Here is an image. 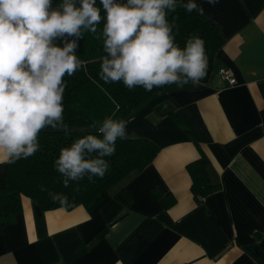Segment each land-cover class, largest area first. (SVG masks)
I'll list each match as a JSON object with an SVG mask.
<instances>
[{
	"label": "crops",
	"instance_id": "1",
	"mask_svg": "<svg viewBox=\"0 0 264 264\" xmlns=\"http://www.w3.org/2000/svg\"><path fill=\"white\" fill-rule=\"evenodd\" d=\"M195 3L224 39L210 82L113 117L128 121V136L158 146L154 159L91 210H46L22 195L0 234V264H264V0ZM221 67L233 71V85L219 78ZM163 103L174 115L157 110ZM200 150L219 185L205 196L186 167ZM160 194L174 202L164 206Z\"/></svg>",
	"mask_w": 264,
	"mask_h": 264
},
{
	"label": "clouds",
	"instance_id": "2",
	"mask_svg": "<svg viewBox=\"0 0 264 264\" xmlns=\"http://www.w3.org/2000/svg\"><path fill=\"white\" fill-rule=\"evenodd\" d=\"M214 2V0H209ZM99 3V6H98ZM198 10L195 0H0V163L27 159L39 150L45 128L69 133L64 122V77L82 66L76 51L83 32L101 34L98 73L105 83L129 90L199 85L207 73L204 40L190 36L183 48L175 40L169 13ZM103 12V15H102ZM128 121L106 117L87 134L62 147L54 162L63 186L103 177L117 140L127 139ZM78 190V189H76ZM53 202L68 204L62 193Z\"/></svg>",
	"mask_w": 264,
	"mask_h": 264
},
{
	"label": "trees",
	"instance_id": "3",
	"mask_svg": "<svg viewBox=\"0 0 264 264\" xmlns=\"http://www.w3.org/2000/svg\"><path fill=\"white\" fill-rule=\"evenodd\" d=\"M59 2L60 0H53L54 6ZM168 19L175 24V40L181 48L190 36L198 35L204 40L208 66L206 76L200 83H209L214 76L216 54L224 41L219 28L197 10L188 12L182 7L169 13ZM102 28L103 23L98 26L97 34L83 32L76 51L83 62L82 66L74 75L64 77L66 88L63 94V117L69 133L45 128L39 135V150L34 155L15 163H6L4 183L0 186V234L4 226L15 222V216L21 210L22 195L31 197L46 210L61 206L71 209L78 205L91 210L127 175L145 168L159 150L147 137L128 136L127 139L117 140L115 154L105 158L110 167L102 178L94 177L89 181L86 177L78 183L70 182L67 188L63 186V177L54 167L62 147L87 134H97L90 127L94 122L99 125L109 116L125 117L150 98L177 88L176 85H170L148 92L142 87L129 90L122 82L109 84L101 80L98 73L105 53L102 35L100 39L96 37L101 34ZM157 110L174 115V109L167 103L159 105ZM186 167L191 178V187L197 194L205 196L218 188L219 185L210 180L208 159L202 151ZM49 193L66 195L68 204L53 202ZM159 197L166 207L174 202L171 195L160 194ZM101 234L100 231L98 236Z\"/></svg>",
	"mask_w": 264,
	"mask_h": 264
},
{
	"label": "built area",
	"instance_id": "4",
	"mask_svg": "<svg viewBox=\"0 0 264 264\" xmlns=\"http://www.w3.org/2000/svg\"><path fill=\"white\" fill-rule=\"evenodd\" d=\"M217 74L221 80H224L228 85H233L236 82L233 71L228 67H221Z\"/></svg>",
	"mask_w": 264,
	"mask_h": 264
}]
</instances>
